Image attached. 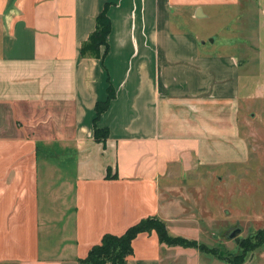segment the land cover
Wrapping results in <instances>:
<instances>
[{"label":"crops","instance_id":"obj_1","mask_svg":"<svg viewBox=\"0 0 264 264\" xmlns=\"http://www.w3.org/2000/svg\"><path fill=\"white\" fill-rule=\"evenodd\" d=\"M236 2L0 0V264H83L104 234L147 217L201 240V225L231 205L227 184L217 200L216 178L232 177L249 149L241 62L193 25ZM105 3L107 53L83 57ZM108 81L115 96L96 126L109 135L98 141ZM131 244L127 264H177L193 251L155 231Z\"/></svg>","mask_w":264,"mask_h":264},{"label":"rangeland","instance_id":"obj_2","mask_svg":"<svg viewBox=\"0 0 264 264\" xmlns=\"http://www.w3.org/2000/svg\"><path fill=\"white\" fill-rule=\"evenodd\" d=\"M207 12L209 16L199 25L194 24V29L207 36L209 48L234 54L241 62L238 127L247 143L249 158L245 163L232 165L236 166L232 177L221 170V178H216L217 200L222 203L227 184V189H232L231 205L222 206L209 227L201 225L204 233L198 242L215 248L223 257L232 258L243 251L240 240L256 241L255 235L261 231L262 242L245 253L241 264H264V0L218 4ZM210 39L214 43L209 44ZM224 207L226 214L222 212ZM235 227L240 228V233L229 238L228 232ZM169 231L172 235V230ZM192 250L191 257L179 255L177 264H189L187 259L193 264H229L196 247Z\"/></svg>","mask_w":264,"mask_h":264},{"label":"trees","instance_id":"obj_3","mask_svg":"<svg viewBox=\"0 0 264 264\" xmlns=\"http://www.w3.org/2000/svg\"><path fill=\"white\" fill-rule=\"evenodd\" d=\"M108 3H105L103 9L95 16V28L89 34L86 41H84L80 48L81 56L103 58L107 53L108 41L107 37L111 30V21L107 15ZM101 47L104 51L101 54ZM107 96L105 100L97 101L95 103V117H94V138L98 141H104L109 135L107 128H99L96 126V121L102 112H104L110 101L115 96V91L110 81L106 88ZM155 231L160 243L168 246L181 247H196L202 252L216 255L229 264H241L244 260L245 253L259 245L262 240L257 232L256 241L248 238L239 241V246L243 250L241 254L235 255L232 258L223 257L215 248L208 247L202 242L192 239H186L181 236H171L165 224L156 217H147L141 219L139 222L129 226L122 234L114 235L106 233L102 236L100 243L93 245L84 258L77 259L83 264H127V257L133 253L132 240L141 232ZM253 246V247H252Z\"/></svg>","mask_w":264,"mask_h":264},{"label":"water","instance_id":"obj_4","mask_svg":"<svg viewBox=\"0 0 264 264\" xmlns=\"http://www.w3.org/2000/svg\"><path fill=\"white\" fill-rule=\"evenodd\" d=\"M210 41H213V39H210ZM239 233H240V228L235 227L228 232V237L233 238V237L237 236Z\"/></svg>","mask_w":264,"mask_h":264}]
</instances>
